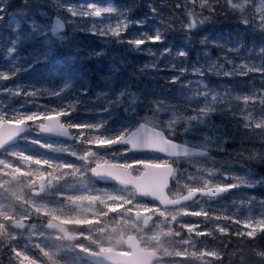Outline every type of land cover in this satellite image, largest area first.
<instances>
[{"label": "snow or ice", "instance_id": "snow-or-ice-1", "mask_svg": "<svg viewBox=\"0 0 264 264\" xmlns=\"http://www.w3.org/2000/svg\"><path fill=\"white\" fill-rule=\"evenodd\" d=\"M56 3L61 11L70 14L71 17L79 18L77 27L73 31H81L87 35L103 38L105 45L126 43L131 51L146 52L156 56V52L152 48H141V46L148 43L163 44L166 39L165 32L157 27H154L151 32H132L131 30L134 28H144L148 20L134 18L128 7L105 6V0H82L80 3H74L73 0H56ZM217 6L236 16L237 27L243 25L245 31H259L261 35H264V3L257 5L255 0H181L175 5V8L182 12L186 20V23L182 24L181 30L191 33L210 21L217 14ZM197 8L200 11H197ZM249 9L254 13L251 18L247 15ZM158 17H161L159 10L154 5L150 6L148 18L155 20ZM86 18L90 19L86 20ZM65 19L67 20V17ZM160 22H164L162 18ZM25 24L28 26L27 30L24 28ZM168 28L171 29V22H169ZM4 29H7L11 35H0V40L7 42L6 46L0 44V47L4 48V59L8 62V68L0 69V82L11 79L19 81L22 74L32 73L38 70V66L43 71L41 79L37 81L17 82L12 86L0 83V92H4L8 96L24 98L19 108L10 109V115L0 109V150H2L0 157H3L0 158V165L7 167L15 164L16 160L23 161L25 157L29 158V161L37 159L31 153L15 146L22 140L53 152L74 156L76 159L82 160L85 166L91 164L90 174L98 177L118 179L119 177L111 171L114 164H119L124 169H139L145 175L154 170H164L167 184H172L173 178L179 177L180 173L173 167L177 161L169 162L160 156H150L147 159H136L132 162H113L116 154L120 151L114 149L113 146L122 145L124 153L139 150L165 153L168 157L178 159L189 158L187 162L190 166L195 167V173H188L183 185L177 183V189L183 187L187 191L186 201H197V197L215 201L232 189L242 187L254 189L264 184V178L257 180L247 174L242 177L225 175L222 170L209 166L206 158L209 156L208 146L213 143V137L204 135L199 144H191L187 140L183 145L175 142L178 125L182 126L183 133L187 134L198 132L201 127H212V117L217 113H230L232 119H236L238 115L237 110L232 108L230 103L226 106L224 94L217 92L204 81L205 71L202 67H197L195 64L191 68L187 67V51L181 49L175 54L176 57L184 58V63L165 64L164 69L160 68L158 59L145 63L138 69L139 72L143 73L151 68L156 72L168 70L176 74L168 78L161 77L164 80V84L160 86L162 91L152 89L137 93L130 90L131 85L127 81L122 82L119 87L116 86L115 73L118 69L113 67L110 73L101 75L99 68L89 70L85 67V61L104 56L106 47L90 49L86 55H79L82 50L73 48L68 55L58 56L56 50L68 48L69 40L63 31L65 23L62 22L59 15L54 22L40 24L34 19H27L26 13L18 12L10 15L8 0H0V31ZM125 33H129V35L126 37ZM29 41L34 42L36 47L28 55H24L21 49ZM206 42L208 41L205 37L201 43ZM211 43L223 51L224 44L220 41L214 40ZM225 43L230 42L225 41ZM242 47V43L239 46L233 44L226 51L239 54ZM252 51L249 49V53ZM258 54L262 57L259 64L245 60L239 65L235 64L227 54H223L224 61L232 65L231 70L225 71L223 64L213 63L207 71L224 77L260 73L264 80V45L260 47ZM171 55L170 47L159 50L160 57ZM90 74L99 76V80L108 85L107 90L97 93L93 100V103L101 99L104 102L99 108L83 109L88 114L98 116V119L76 121L72 118L81 111V106L84 104L82 97L88 96ZM186 76H195L197 79L185 81L184 77ZM56 80H59L60 83L52 87L48 86L50 82L54 84ZM76 80L82 81L78 88L75 84ZM169 85L178 86L181 92L191 93L186 97V107L180 112L173 111L171 114L173 118L167 121L166 127L163 121L157 124L149 120L148 116L140 117L137 109L141 106L153 115L166 111L167 108H176L174 104L170 103V100L176 97L167 95L171 91ZM74 88L75 92H73ZM76 93H79V96ZM254 96L255 94L244 96V103L247 104ZM235 99L239 100L241 97L237 96ZM258 103L261 107L259 118H256L251 111L244 109L239 111V115L243 120L241 126L245 130L249 128L260 130L259 136L261 142L264 143V90H261L259 94ZM120 108H123L124 113L128 114L127 123L122 122L120 127L115 128L111 126V119L113 112ZM149 123L152 124V127H148ZM158 128L159 130H157ZM72 130H75L74 134H72ZM33 131L37 133V137L45 134L66 137L72 141V145L45 143L37 137L28 135ZM73 145L83 146V152L74 150ZM94 148L96 150H93ZM109 156L113 159L109 160ZM194 157L202 159H191ZM249 159L264 160V154L253 155ZM40 163L51 162L41 159ZM51 166L55 168L58 165L51 164ZM59 167H71L74 171L80 170L79 165L67 163L59 165ZM88 174L85 173V175ZM226 179H231L233 182L225 183ZM240 202L249 206V212H251L252 205H258L260 208L258 215L246 214L241 217L236 213L229 214L227 209L211 210L203 207L199 210L193 209L185 212V215L204 218L203 225L200 222L190 224L181 221L186 231L195 233L197 237H210L220 243V247L215 249L201 247L200 254L197 256L194 252L193 258L200 260L203 257H211L208 264H222L226 258L224 249L231 246L233 237L250 240H255L257 237L264 239V198L248 196ZM209 224L212 226L209 227ZM217 233L220 235L217 236ZM225 237L228 238L227 243H225ZM186 242L191 243L192 241ZM23 247L26 248V246ZM10 252L11 255L7 257L10 264H23L26 252H22L21 248L17 247H12ZM255 254L264 259V249L255 251ZM4 259L5 257H0V264H3Z\"/></svg>", "mask_w": 264, "mask_h": 264}, {"label": "rangeland", "instance_id": "rangeland-1", "mask_svg": "<svg viewBox=\"0 0 264 264\" xmlns=\"http://www.w3.org/2000/svg\"><path fill=\"white\" fill-rule=\"evenodd\" d=\"M45 2L49 3L50 8L55 14L45 8H38L34 13L24 9H17L11 14H16L18 12L26 13L27 19H34L40 24H48L52 22L53 16L59 15L66 26L64 34L69 37L68 48H64L68 54L73 48H80L82 51L79 55H86L90 49L106 47V54L94 61V66L100 69L101 75L110 73L113 67L118 69L115 73L117 87H119L122 82L127 81L130 83V90L133 92L141 93L145 90L152 89L162 91L160 86L164 84V80L161 79V77L168 78L176 74L168 70L156 72L151 68L145 70L143 73L138 71L145 63L155 60L156 56H159V50L165 47L152 43L142 45L141 48H152L153 51L156 52V56H152L146 52L131 51L129 45L126 43H109L105 45L103 43V38L87 35L81 31H73V29L77 27L79 18L71 17L70 14L61 11L56 0H46ZM80 2H82V0L78 3ZM255 3L260 5L264 3V0H256ZM105 6L116 5H114L112 0H105ZM65 17H67V20ZM87 19L90 18H86V20ZM27 27V24H25L24 28L26 30ZM154 27L153 23L148 21L144 28H134L131 31L151 32ZM0 35L10 36L11 33L7 29H4L0 31ZM128 35L129 33H125L126 37ZM214 40L224 44L223 51L221 48L211 43V41ZM207 41L208 45L211 43L214 48L212 49V46L208 47V45L202 43V46L195 54L191 66L195 64L197 67H202L204 71H207L211 64L217 63L223 64L225 71L231 70L232 65L224 61L222 58L223 54H227L237 65L245 60L259 64L262 59V57L249 53V51L244 54V48H241L239 54L227 52L226 49L233 44L239 46L240 43H237L238 40L235 36L224 34L223 37L211 38ZM225 41H229L230 43H225ZM6 43V41L0 40V44L6 46ZM34 47H36L34 42H26L21 52L24 55H28ZM253 56L258 57L257 60H254ZM191 66L189 68H191ZM6 68H8V62L4 59V48L0 47V69ZM117 73H121V78L117 76ZM133 73H135V75H133ZM213 75L216 78L213 79L209 86L220 93L229 85V82L227 84V80H235L233 84L235 91L230 90L229 93L224 92L223 94L230 95L224 96L227 103H230V97L234 100L231 107L237 110V117L240 119L241 125L243 123L242 117L239 115L241 109L251 111L256 118H259L261 107L258 103V99L261 90H264V80H262L260 73H249L247 75L250 77L248 78V82L244 81V78H242L243 76L235 79L236 76L224 78V76H217L214 73ZM94 76V80L89 79L88 96L82 97L84 104L81 106L80 113L72 118L76 121L99 118L98 116L83 111V109L99 108L104 102L101 99L93 103L97 93L107 90L108 87V85L99 80V76L95 74ZM25 77L26 74H22L19 77V81L11 79L0 83L12 86L17 82H22ZM184 79L185 81L188 79L195 80L197 77L186 76ZM255 79L257 80L256 82H254ZM204 81L207 83L205 77ZM81 83L82 81L76 80V87L78 88ZM168 87L171 91L167 93V95L176 97L170 100V103L174 104L176 108H167L166 111L156 113L155 115L143 109V111L140 112V117L148 116L149 120L157 124L163 121L166 127L167 121L173 118L171 115L172 112H180L186 107V97L190 96L191 93L187 91L181 92L178 86L169 85ZM75 91L76 89L74 88L73 92ZM253 94H255L254 98L245 104L243 97ZM76 95L79 96V93H76ZM237 96L241 97V99H235ZM23 100L24 98L22 97L8 96L6 93L0 92V109H3L5 114L10 115V109L13 107L19 108ZM40 103H43V101H40ZM65 106L67 105L65 104ZM127 117L128 114L124 113L123 108L117 109L113 112L111 126L115 128L120 127L122 122L127 123ZM211 123L212 127H201L198 132H192L198 138H189L185 140L189 141L191 144H199L202 142L204 135L213 137V143L208 146L210 149L209 156L206 158L209 166H214L215 169L222 170L225 175L231 174L233 176L242 177L247 174L257 180L263 178L256 171L244 167L237 162H227L223 164L224 160L221 161L220 158L216 159L211 156L210 152L214 151V148H217L216 151L220 148V144L217 141L219 138L216 139L214 135L217 134L215 133L217 125L213 120ZM148 125L152 126L151 123ZM74 133L75 130H72V134ZM28 135L37 137L35 131L28 133ZM37 139L53 145L59 143H64L65 146L72 145L71 140L47 138L42 135L37 137ZM185 140L182 142L184 143ZM15 146L24 149L27 153H31L33 157L37 158L29 161V158L25 157L23 161L16 160L15 164L7 167L0 165V226H2L4 230L9 231L10 238L18 243L19 248L26 249L25 252L27 255H25L23 259V264H48L45 259L47 255L48 257H53L59 254L58 249L54 246L51 247L50 244L57 242L56 235L53 234L54 232L46 231L42 223V219H46L44 215H47V212L54 214L53 212L57 211L59 215L70 217V220H67L66 223L72 224L71 229L73 230V234L83 236L84 240L98 249L127 251L125 247L126 235L134 234L142 247L154 250L162 255L163 258L157 264H177L179 261H181L182 264H202L198 258H193L194 252L188 253L187 256L183 255L181 252L182 249L186 248L185 245L188 244L186 241L190 240L189 233H191V231H186L181 224V221L190 223L187 219H190L192 216L185 215L187 210H199L201 207L206 209L214 205H221L222 209H227L231 214L236 213L241 217L246 214H253L252 207H254V205L251 206V212H249V206L246 203L241 204L240 202L242 199L251 196L248 190L250 191L253 189L244 187L232 189L235 190L236 193L230 196L227 192L222 195V198L215 201H208L205 197H199L196 199L198 202L193 201L184 203L174 208H163L154 201L137 196L134 190L125 184L115 183L110 186L98 184L90 174L92 165L89 164L85 166L82 160H78L74 156L62 152H53L44 147H39L36 144H31L30 142L22 140ZM73 147L74 150L81 153L84 150L83 146L77 145L76 147L73 145ZM113 148L120 150L119 153L116 154L113 162H132L136 159H147L150 156H160L162 159L170 162L173 161L157 153L146 151L124 153L122 145H114ZM93 150L96 149L94 148ZM41 159L50 161L51 163H40ZM108 159L112 160L113 158L109 156ZM188 159L189 158L174 159L177 161V163L174 164L175 169L180 175L178 178H173V183L167 190L170 196H177L186 192L183 187L177 189V183L183 185L187 179V174L190 172L195 173V167L189 165L187 162ZM191 159L201 160L202 158L194 157ZM65 163L69 165H79L80 170L74 171L71 167H59V165ZM51 164H56L58 166L53 168ZM130 169L134 174L140 172L139 169ZM86 172L89 174L85 175ZM224 182L231 183L233 181L231 179H226ZM259 187L263 188L264 184L256 188ZM75 215H80L82 218L75 219ZM15 219L23 220L25 222V228L21 230L13 228L12 221ZM48 219L58 220L55 218H47V220ZM17 237H19V239H17ZM23 246H26V248ZM4 247L7 251L6 257H8L11 255L10 249L16 246H9V244L7 246L0 238V249ZM66 249L70 253L78 252V250L82 249V245H80V243L67 244L65 245V252ZM188 259L190 262H188ZM84 261L85 260H83V263L77 261V264H84ZM50 262L52 264L60 263L54 260ZM69 263H71V261ZM3 264H10V262L6 259ZM61 264H63V262H61Z\"/></svg>", "mask_w": 264, "mask_h": 264}, {"label": "trees", "instance_id": "trees-1", "mask_svg": "<svg viewBox=\"0 0 264 264\" xmlns=\"http://www.w3.org/2000/svg\"><path fill=\"white\" fill-rule=\"evenodd\" d=\"M45 1L46 0H8V3L10 4V14L15 12L17 9H24L28 12L34 13L38 8H45L46 10L55 14L50 8L49 3ZM79 1L80 0H73L74 3H78ZM112 2L117 7L124 6L130 8L131 15L134 18H147V20L151 21L155 27L160 28L161 31L165 32L166 39L163 44H158V46L161 45L163 47H170L172 50V55L163 57L156 56V59L159 60V66L161 69H164L165 64L184 63V58L176 57L175 55L178 49L187 51V67H190L193 59L195 58L196 52L202 46L201 41L205 37L207 38V40H210L211 38L223 37L224 34L235 36L238 42L243 44L242 48H244V54L249 51V49H252L253 51L251 53L256 56H259V54L257 53H259L260 47L264 45V35H261L259 31H245L243 25L237 27L238 22L236 16H234L231 12L222 10L219 6H217V14L213 19L207 21L205 24L199 26L197 29L189 33L181 30V26L183 23H186V20L182 12L179 9L175 8V5L181 2V0H112ZM152 5H154L161 13V17H158L155 20L148 18L150 16V6ZM196 10L200 11L199 8H197ZM253 14V11L249 9L247 12L249 18H251ZM205 15H207V13H205ZM161 18L164 21L163 23L160 22ZM169 22H171V29L168 28ZM205 44L208 45V42H206ZM211 46L212 44L210 43L208 47ZM211 48L213 49L214 47L212 46ZM56 53L60 57L68 55L67 51L64 48H58L56 50ZM257 58L258 57L253 56L254 60H257ZM96 60L98 59L85 61V67L89 70L94 69V61ZM42 71L43 70L39 69L38 66V70L26 74V77L22 82L27 83L29 81H37L41 79ZM117 76L121 78V73H117ZM238 77L240 76L237 75L235 79ZM215 78L216 77L213 75V73L210 74L205 71V79L207 80V83L209 85H211L213 79ZM242 78H244V81L248 82V78L250 77L243 76ZM89 79L94 80V74H90ZM256 81L257 80L255 79L254 82ZM228 82L229 85L224 88V91L222 93H229L230 90L235 91V87L233 86L235 80H227V84ZM59 83L60 81L56 80L54 84L50 82L48 86L52 87L55 86V84ZM229 102L230 104H233L234 100L230 97ZM226 104L228 103L226 102ZM143 109L144 108L142 106L137 109L139 112V116L140 112H142ZM212 120L217 125V130L215 132L217 134L214 135L216 136V139L219 138L217 141L220 144V148L218 149V151H216L217 148H214V151L210 152L211 156L216 159L220 158L221 161L224 160L223 164L227 162H237L244 167L256 171L264 178V160L249 159L250 156L264 154V143L261 142V138L259 136L260 130L254 128L245 130L240 124V119L238 117H236V119H232L229 113H217L213 115ZM177 133L178 134L175 138L176 141H183L189 138H198L192 132L184 134L183 127L180 125L177 126ZM233 193H236L235 190H231L230 192H228L230 196L233 195ZM248 193L251 196L257 197L258 199L264 198V187H259L250 191L248 190ZM206 209L222 210V206L214 205ZM252 209L253 214L258 215L260 211L259 206L254 204V207H252ZM227 211L229 214H231L229 210ZM47 213V215H44L46 219L55 218L64 223H66L67 220H70V217L59 215L57 211H54V214H50L51 212ZM74 218L79 219L82 217L80 215H75ZM187 221H190V223L200 222L203 225L204 218L192 216L190 217V219H187ZM211 226L212 225L209 224V227ZM9 235V231L4 230L3 227L0 226L1 240H3V242L6 243L7 246L9 244V246L14 245L19 248L18 243L13 241ZM216 235L219 236L220 234L217 233ZM189 238L192 242L186 244V248L181 250V252L185 256H187V254L191 252H195L198 256L201 247H209L213 249L220 247V243L218 240H212V238L210 237H197L193 232L189 233ZM227 239L228 238L226 237L224 238L225 243H227ZM86 244L92 246L91 243ZM254 249L255 251L264 249V239H260L259 237H257L255 240H250L248 238L238 239L233 237L231 239V246L224 249L226 258L224 259L222 264H241V262L242 264H264V259L258 257L255 254ZM25 250L26 249L21 248L22 252H25ZM45 259L49 263H51V260L62 262L64 260V257L62 255V252H60L57 256L53 257H48L47 255ZM80 259V257L74 258L76 264L77 261H80ZM211 259V257H203L202 259H200V262L202 264H208ZM188 262H190L189 259ZM177 264H182V262L179 261Z\"/></svg>", "mask_w": 264, "mask_h": 264}, {"label": "water", "instance_id": "water-1", "mask_svg": "<svg viewBox=\"0 0 264 264\" xmlns=\"http://www.w3.org/2000/svg\"><path fill=\"white\" fill-rule=\"evenodd\" d=\"M56 18L57 16H53L52 22H54ZM65 30L66 26L63 31ZM148 127L152 126L148 125ZM157 130H159V128ZM42 136L47 138L69 140L66 137H56L54 135L49 136L45 134ZM175 142L182 145L184 144L180 141ZM158 154L168 159L175 158L168 157L165 153ZM111 171L114 172L119 178L115 179L103 176H91L100 182H119L125 184L131 187L137 196L146 200L154 201L163 208H172L193 201L185 200L187 192L176 197H171L167 193V189L169 188L170 184H167L164 170H154L148 175H145L141 171L138 174H134L130 168L124 169L120 165L114 164L111 168ZM12 226L17 230H21L25 227V222L23 220L16 219L13 221ZM44 228L49 232L59 233L64 241L71 242L77 239L76 235L69 232L66 226L57 220L48 219L45 222ZM125 246L127 251L115 249H102L99 251L83 249L81 251V257L90 264H152V262H155L161 258V255L157 252L142 247L134 234L126 235Z\"/></svg>", "mask_w": 264, "mask_h": 264}, {"label": "flooded vegetation", "instance_id": "flooded-vegetation-1", "mask_svg": "<svg viewBox=\"0 0 264 264\" xmlns=\"http://www.w3.org/2000/svg\"><path fill=\"white\" fill-rule=\"evenodd\" d=\"M171 159L174 160V159H177V158H171ZM96 182L98 184H100V185H107V186H110V185L115 184V183L100 182L98 180H96ZM46 221H47V219H42V223L44 225H45V222ZM62 223L66 226V228L69 230V232L73 233V230L71 229V225L72 224L64 223V222H62ZM53 234L56 235V241L57 242L56 243H50V244H51V247L54 246L56 249H58V252L59 253L62 252V255L64 257V260L62 261L63 264H73V263L76 264V261L74 260V258H79V257L81 258L80 259L81 263H83V260H82L83 258L81 257V251L83 249H91V250H96V251L97 250H100V249H98L96 247H92V246H89L88 244H86L88 242L86 240H84L83 236H79V235H76L75 234L77 236V239L75 241L68 242V241H64L63 238L61 237V235L59 233H55L54 232ZM77 243H80V245H82V249L78 250V252L70 253L67 249H66V252L64 251L65 245H67V244H77ZM6 254H7V251H6V248L5 247L3 249H0V257H5L4 262L7 259ZM70 261H71V263H69ZM58 262H60V261H57V263ZM47 263L48 264H52V263H49V262H47ZM59 264H61V262ZM84 264H89V263H87V262L84 261Z\"/></svg>", "mask_w": 264, "mask_h": 264}, {"label": "bare ground", "instance_id": "bare-ground-1", "mask_svg": "<svg viewBox=\"0 0 264 264\" xmlns=\"http://www.w3.org/2000/svg\"><path fill=\"white\" fill-rule=\"evenodd\" d=\"M201 240V239H200ZM198 242V241H197Z\"/></svg>", "mask_w": 264, "mask_h": 264}]
</instances>
